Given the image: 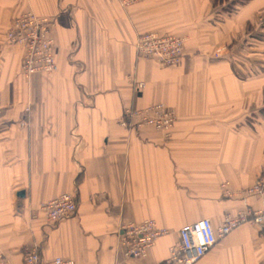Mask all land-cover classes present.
<instances>
[{"label":"crops","instance_id":"crops-1","mask_svg":"<svg viewBox=\"0 0 264 264\" xmlns=\"http://www.w3.org/2000/svg\"><path fill=\"white\" fill-rule=\"evenodd\" d=\"M135 2L0 0V37L27 9L54 20L57 64L21 78V48L0 49V264L32 247L74 264H165L182 225L264 209L238 194L264 173V0ZM151 30L185 36L179 64L136 56ZM154 102L176 113L169 138L117 122ZM63 192L76 210L48 224L39 206ZM145 219L167 233L128 258L120 226ZM195 264H264V229L241 224Z\"/></svg>","mask_w":264,"mask_h":264},{"label":"built area","instance_id":"built-area-1","mask_svg":"<svg viewBox=\"0 0 264 264\" xmlns=\"http://www.w3.org/2000/svg\"><path fill=\"white\" fill-rule=\"evenodd\" d=\"M137 0H125L130 3ZM53 21L39 16L27 9L14 16L8 29L6 38L13 44H18L23 50L21 56V72L25 77L39 72H52L56 69L53 55ZM135 48L142 56L154 59L155 62L177 64L183 53L184 38L174 34H158L153 31L141 34L136 39ZM225 46L217 49L216 53L226 51ZM143 87L142 81L137 84ZM175 111L163 102H157L144 108H125L117 122L125 128L139 129L150 126L169 138L176 123ZM224 186V185H223ZM242 198L264 196V173L260 174L252 186L238 191ZM75 195L63 192L58 197L48 199L39 207L45 212V221L55 224L68 218L76 210ZM244 223H251L264 229V209L246 208L235 214H224L221 222L214 226L209 218H201L186 223L178 229V239L169 247L165 264H195L205 255L215 242L223 239L235 228ZM119 232V246L128 258L146 256L148 251L159 238L167 233L157 227L152 219H145L139 223L122 224ZM23 264H74L72 260L55 257L50 260L41 259L35 247L23 253Z\"/></svg>","mask_w":264,"mask_h":264},{"label":"rangeland","instance_id":"rangeland-1","mask_svg":"<svg viewBox=\"0 0 264 264\" xmlns=\"http://www.w3.org/2000/svg\"><path fill=\"white\" fill-rule=\"evenodd\" d=\"M125 0H122V6H125V7H127V6H129L130 5V3H136L135 1H132V2H130V3H125L124 2ZM140 1H142V0H140ZM227 8V7H226ZM226 8H223V9H226ZM22 13V12H21ZM16 17V16H15ZM44 17H46V16H44ZM49 18V17H48ZM52 21H53V25H54V20L52 19V18H50ZM11 24V23H10ZM10 24H9V26H10ZM9 26L7 27V29L9 28ZM52 29V28H51ZM151 31H153V30H151ZM151 31H147V32H151ZM6 29H5V36L4 37H0V49L1 48H3V49H5V48H8V47H10V46H13V47H15V45L17 46V47H20L21 48V46L20 45H18V44H13V43H11L9 40H7V38H6ZM147 32H142V33H138V36H137V38L136 39H138V37L141 35V34H143V33H147ZM153 32H155V33H158V34H165V33H167V34H174V35H177V36H179L178 34H176V33H173V32H167V31H165L164 33H160V32H157V31H153ZM181 36V35H180ZM182 38H184V44H185V41H186V38H185V36H181ZM135 39V42H134V50H135V52L134 53H136V56H141L142 58H146V59H149V60H154V59H151V58H148V57H145V56H142L140 53L138 54L137 53V51H136V48H135V43H136V40ZM222 45H220V47H221ZM220 47H218V48H216L215 50H214V56L216 57V58H219V57H221V55L224 53V52H227L228 50V47L227 46H225L226 47V51H221V53H216V51H217V49H219ZM223 47V46H222ZM183 50H184V47H183ZM182 50V51H183ZM21 56H22V54H23V50H22V48H21ZM21 56L19 57L20 58V62H19V73H18V76H20L21 78H29V77H25L23 74H22V72L20 71L21 70V60H22V58H21ZM184 57V51H183V53H182V55H181V58H180V61H182V58ZM54 60H55V58H54ZM180 61L177 63V64H179L180 63ZM157 63V62H156ZM55 64H56V61H55ZM159 64V63H158ZM160 65H162V64H160ZM169 65H176V64H169ZM56 67H57V64H56ZM57 69V68H56ZM56 69H54V71H52V72H48V73H45L44 71V73L45 74H52V73H55L57 70ZM43 72H39V73H43ZM36 74V73H35ZM33 75V74H32ZM143 83V87H144V82H142ZM137 84H139V82H136V87L138 88V86H137ZM143 87H139L138 89H142ZM157 103V102H156ZM150 106V105H149ZM132 108V107H130V106H125L124 108H122L123 110H122V113H123V111H124V109L125 108ZM147 107V106H146ZM135 108V107H134ZM144 108V107H143ZM122 116V115H121ZM120 116V117H121ZM150 127V126H149ZM33 248V247H32ZM30 249V248H29Z\"/></svg>","mask_w":264,"mask_h":264}]
</instances>
